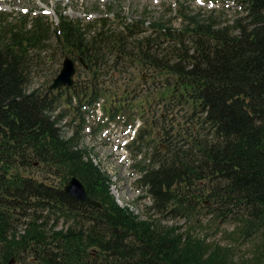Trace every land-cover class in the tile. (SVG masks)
Listing matches in <instances>:
<instances>
[{"label": "trees", "instance_id": "trees-1", "mask_svg": "<svg viewBox=\"0 0 264 264\" xmlns=\"http://www.w3.org/2000/svg\"><path fill=\"white\" fill-rule=\"evenodd\" d=\"M230 4L238 13L227 22L179 4L178 29L169 20L121 18L114 31L105 19L83 25L59 12L52 25L0 12V264H264V0ZM52 41L81 60L84 79L29 91ZM119 64L149 71L148 111L163 110L152 126L162 124L153 136L165 151L151 147L146 163L152 126L125 146L133 159L144 155L133 167L156 219L117 205L110 176L81 146L97 103L117 122L140 98L105 85ZM106 126L98 120L91 134ZM72 178L100 208L63 192ZM199 215L230 227L219 232L222 245L160 224Z\"/></svg>", "mask_w": 264, "mask_h": 264}, {"label": "rangeland", "instance_id": "rangeland-1", "mask_svg": "<svg viewBox=\"0 0 264 264\" xmlns=\"http://www.w3.org/2000/svg\"><path fill=\"white\" fill-rule=\"evenodd\" d=\"M179 4H182L189 12L200 13L201 17H206L212 13L213 18L223 22L231 20L238 13V10L231 6L230 0H0V12L11 14L13 17L18 14H26L30 17L44 16L46 21L52 25L57 24L59 12L68 20L72 22L80 21L83 25L93 24L105 19L110 29L114 31L118 29L121 18H125L126 21L145 19L147 22L169 20V26L178 29L181 27V23L175 12ZM55 46V41H52L50 49L42 52L41 62L43 65L35 69L29 91L34 89L42 90L46 85L51 84L52 79L59 73L66 56L75 62L76 74L74 79H84L78 58L74 55H62L60 49ZM114 57L113 53H109L104 59L112 63ZM118 62H120V59ZM130 75L133 80L130 79ZM108 79H111V81ZM150 80L149 71L140 70L137 64L128 68H122L121 64H119L115 72H111L107 76L105 85L109 87L117 86L119 89L127 85L131 89H135V94H139L140 98L130 102V112L120 117L117 122L107 123L104 120L107 126L95 134H91V130L96 128L98 120L90 112L87 116L81 144V146L86 147L88 154L101 170L110 176V194L117 205L127 208L138 216L140 220L157 218L152 211L148 210L151 205L149 198L142 197L145 196V190L136 183L139 174L133 164L142 160L144 155L133 159L130 152L124 147L123 141L135 130L150 129L152 120H157V117L163 112L160 106L156 107V114L148 111V109L153 110V104L150 103L151 98H146V89L151 84ZM144 81L145 84L143 83ZM111 91H114L113 88ZM117 94L120 95L121 91H118ZM105 99L103 100L105 101ZM103 100H100V102L102 103ZM175 115L176 113L172 115L174 124H176L177 117H179L178 114L177 116ZM169 123L170 120L167 118L164 126L167 127ZM160 125H162L160 121H156V124L151 128L152 135L147 139L150 147H146L147 149L145 148L144 150L145 154H147L146 163H148L151 147L155 145L164 146L158 138L156 139L153 136V134L160 132ZM73 128L63 127L61 129L62 134L66 135ZM164 148L162 151L166 150L165 146ZM29 171L37 179L46 177L42 169L35 170V168H31ZM204 204L208 206L207 202H204ZM160 224L167 227L179 226V232L183 235L194 237L205 235L206 242L216 241L220 245L223 243L220 241L219 232L230 228L225 223L218 224L216 221L209 219V217L201 215L199 217L195 216L190 221L162 219ZM216 226L219 231H216ZM243 248L241 246L235 249L237 253H245Z\"/></svg>", "mask_w": 264, "mask_h": 264}, {"label": "water", "instance_id": "water-1", "mask_svg": "<svg viewBox=\"0 0 264 264\" xmlns=\"http://www.w3.org/2000/svg\"><path fill=\"white\" fill-rule=\"evenodd\" d=\"M81 62V60H79ZM86 69V66L84 65ZM76 74L75 62L69 58L65 57L59 73L52 79L51 85L48 87L49 90H56L58 88H72L74 86V76ZM161 149L164 150V146H161ZM63 192L79 203L100 208V204L91 200L83 185L76 178L70 179L63 187Z\"/></svg>", "mask_w": 264, "mask_h": 264}, {"label": "built area", "instance_id": "built-area-1", "mask_svg": "<svg viewBox=\"0 0 264 264\" xmlns=\"http://www.w3.org/2000/svg\"><path fill=\"white\" fill-rule=\"evenodd\" d=\"M84 109H89L88 106H85ZM96 117L97 120H103L104 123H106L105 121H107V118L103 116L102 112H101V104L100 103H97L95 106H94V109H93V117ZM105 120V121H104ZM108 123V121H107ZM106 123V124H107ZM135 132V131H134ZM134 132L126 139L123 141V143H128L130 142L133 137H134ZM105 134V133H104ZM93 162L95 163V161L93 160ZM96 164V163H95Z\"/></svg>", "mask_w": 264, "mask_h": 264}, {"label": "flooded vegetation", "instance_id": "flooded-vegetation-1", "mask_svg": "<svg viewBox=\"0 0 264 264\" xmlns=\"http://www.w3.org/2000/svg\"><path fill=\"white\" fill-rule=\"evenodd\" d=\"M158 136H159L158 138H160V136H161V135H160V134H158Z\"/></svg>", "mask_w": 264, "mask_h": 264}]
</instances>
